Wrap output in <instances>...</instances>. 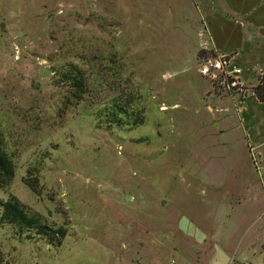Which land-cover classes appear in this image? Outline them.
<instances>
[{
	"label": "rangeland",
	"instance_id": "1",
	"mask_svg": "<svg viewBox=\"0 0 264 264\" xmlns=\"http://www.w3.org/2000/svg\"><path fill=\"white\" fill-rule=\"evenodd\" d=\"M0 138V264H200L199 184L264 179V0H0Z\"/></svg>",
	"mask_w": 264,
	"mask_h": 264
},
{
	"label": "crops",
	"instance_id": "2",
	"mask_svg": "<svg viewBox=\"0 0 264 264\" xmlns=\"http://www.w3.org/2000/svg\"><path fill=\"white\" fill-rule=\"evenodd\" d=\"M248 35L253 43L259 40L256 36H261L255 31ZM214 48L220 55H230L217 45ZM259 49L256 51L261 54ZM246 57H241L245 65L249 62ZM225 179L199 184V193L208 203L205 222L192 223L183 218L179 225L202 250L200 264H264V179L258 183L252 178H234L231 185Z\"/></svg>",
	"mask_w": 264,
	"mask_h": 264
},
{
	"label": "trees",
	"instance_id": "3",
	"mask_svg": "<svg viewBox=\"0 0 264 264\" xmlns=\"http://www.w3.org/2000/svg\"><path fill=\"white\" fill-rule=\"evenodd\" d=\"M70 68H72L71 71H69V75L67 73L65 74V78H67L69 81H71L73 87L75 88V91L79 94V98L85 93V84L84 81L80 78V72H76L77 66L71 65ZM75 69V70H73ZM76 74L73 76V74ZM118 114H115L114 116H117ZM15 175L14 165L12 163L11 158L7 154V152L4 149L3 141L0 138V187H2V184H6L8 181H11ZM30 187L35 191V188L32 184H29ZM1 207V221L4 224L9 225H17L19 227H28L30 229L35 228L37 219L30 217L25 210L24 206L21 204V202L15 198L12 197L6 202L0 203ZM38 232L39 234H43L46 236H51V230L47 226L39 225L38 226ZM55 234H61L62 230L59 229Z\"/></svg>",
	"mask_w": 264,
	"mask_h": 264
},
{
	"label": "built area",
	"instance_id": "4",
	"mask_svg": "<svg viewBox=\"0 0 264 264\" xmlns=\"http://www.w3.org/2000/svg\"><path fill=\"white\" fill-rule=\"evenodd\" d=\"M229 60H225V56H220V60H218V62H217V64H216V67L218 68V69H226L228 66H229ZM231 64V63H230ZM225 71V70H224ZM232 72L233 73H235V74H240L241 73V70L240 69H238V68H234L233 70H232ZM253 150V149H252ZM254 159V162H256L255 163V166H256V170L258 171V173L259 174H264V165L262 164V158H260V157H257L256 155H255V157H253ZM257 158L259 159V160H257ZM170 264H176V262L175 261H172ZM242 264H249V263H247V262H243Z\"/></svg>",
	"mask_w": 264,
	"mask_h": 264
}]
</instances>
